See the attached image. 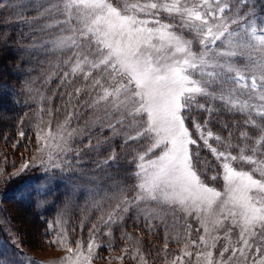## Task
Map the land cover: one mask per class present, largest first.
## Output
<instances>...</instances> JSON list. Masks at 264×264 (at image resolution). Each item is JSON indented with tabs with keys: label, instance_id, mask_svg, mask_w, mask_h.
I'll return each mask as SVG.
<instances>
[{
	"label": "snow or ice",
	"instance_id": "obj_1",
	"mask_svg": "<svg viewBox=\"0 0 264 264\" xmlns=\"http://www.w3.org/2000/svg\"><path fill=\"white\" fill-rule=\"evenodd\" d=\"M18 7L33 13L16 17L30 26L33 47L56 61L61 89L56 95L64 104L58 110L63 122L55 128L51 121L46 127L42 119L36 122L34 154L13 173L32 167L43 173L39 188L16 193L19 200L41 197L35 200L41 207L54 186L71 185L64 194L68 201L56 219L45 221L41 237L42 246L68 253L56 264H92L99 258L94 250L101 246L99 225H92L85 241L74 238L76 229L66 219L77 191L91 200L109 229L130 210L149 222L169 213L197 221L195 231L203 233L187 240L178 254H166L172 257L168 264H193L194 256L196 264H264V28L258 34L251 19L255 5L250 0H0L5 11ZM86 109L101 111L134 150L131 166L113 177L114 185L102 195L73 183L80 179L76 170L86 145L95 150L91 139L77 143L90 132L87 125L78 126ZM40 113L54 115L51 107L41 106ZM225 113L231 120L214 131ZM204 149L215 163L204 160L201 168ZM109 151L105 163H118L115 149ZM7 195L5 187L0 200ZM187 230L191 235V223ZM221 232L230 246L217 258L211 249ZM23 243L17 238L16 248ZM25 256L0 244V264H21ZM132 258L149 264L139 249Z\"/></svg>",
	"mask_w": 264,
	"mask_h": 264
},
{
	"label": "rangeland",
	"instance_id": "obj_2",
	"mask_svg": "<svg viewBox=\"0 0 264 264\" xmlns=\"http://www.w3.org/2000/svg\"><path fill=\"white\" fill-rule=\"evenodd\" d=\"M7 2L8 0H5V3ZM15 2L19 3V0H15ZM250 2L255 5V15L251 19L258 29V34H260L259 30L264 28V0H250ZM11 13L12 11L0 9V15L3 17V19L0 17V21L2 20L1 22L7 21L10 23L12 19H15L12 18L13 13ZM14 13L17 17L21 15L31 16L33 14L31 10L24 11L19 7ZM17 20L23 22L21 19ZM12 22H15V20ZM24 25L26 27L24 31L27 30V39L29 35H31L32 38L33 32L30 26L25 23ZM8 26H10V24H8ZM8 29L7 35L10 34L13 27ZM34 39L35 41H39L40 37L36 36ZM33 42L32 39L26 42L24 44V51H21L19 54V56H21L20 58H26L24 67H21L23 72L20 69L11 72L10 64L9 68L7 66V71H9L7 73L10 75L12 74L13 77H19L21 80L23 90L20 89L18 95L20 98V92H25L27 99L24 104L31 110V115H27L25 119L22 118V116L19 117L21 127L17 128L19 129L18 131L16 130L17 137L15 141L6 144L4 139L3 141L0 140V191L4 190L7 186L10 187V185L5 186L4 181L12 176L14 172H17L20 166L34 154L36 122L42 119V126L46 127L48 122L51 121L53 128L56 127L57 121L63 122V115L58 110L63 108L64 104L61 98L56 95L58 91H61V89H59V78L55 74L57 71L55 67L56 61L53 57H46L44 53L40 52L39 46L34 48ZM5 50L6 49L3 50L1 64L11 61V56L15 54H11L8 48L6 51ZM39 64L40 67H35V65L39 66ZM31 79L33 83L36 82L35 85L30 82ZM7 82L8 81L5 79L3 83L0 84V130L3 128L4 122L8 120L9 114H7V110L8 108L10 109V103H13L16 97L14 87ZM16 103L17 100H15L14 104ZM41 106H43L45 110L51 107L54 115L52 113H40ZM219 119L221 125L214 129V131H220L222 124L231 120V114L225 113L221 115ZM231 122L234 123L235 121ZM213 123H215V121H213ZM85 125L90 128V132L85 137L78 139L77 143H83L84 140L91 139L95 145V150L86 145L87 154L79 161V166L76 170V175L79 176L80 179L75 180L73 183L77 185L87 184L88 187L93 188L94 191L102 195L114 185L115 181L112 178L122 176L124 174L122 170L131 166L129 163L131 160L129 153L131 152L134 154V150L124 143V136L121 135L122 129L118 128L116 132L112 131L101 111L93 112L91 109H86L85 115L78 126L83 128ZM21 131L24 133L26 132L24 137L19 135ZM192 131L195 133L194 128H192ZM223 134L226 135L227 130H224ZM14 145H16V147H14ZM109 149H115L116 154L120 158L118 163L112 162L111 165L105 163V160L110 155ZM201 156V168L205 167L203 163L204 160H206L209 165L215 163V157H213L207 149L202 150ZM25 174V184L35 176L38 179L39 186L44 183L42 180L43 173L36 167L25 170ZM211 174L212 172H207L209 177ZM220 184L222 185V181H220ZM18 186L19 185H15L13 189L10 191L8 190V195L3 197L6 200L3 201L4 199L2 198L0 201V211L2 212L0 222L3 223V228H7L5 230L9 234L8 239L7 237L3 240L0 239V244H6L10 252L16 251L26 254L25 257L20 258L21 264H24L26 260H34L39 262V264H56V262L67 256L68 253L65 249L60 247L53 248L42 246L41 237L44 235L45 230L41 227L40 221L38 222L36 220L37 216L36 212H34L35 202H33L32 205L31 203L26 204L22 202V200H19L16 193L28 190L24 186V188ZM70 188L71 185H66V182H63L58 185L53 195L47 196V206L51 205V213H49L48 222H52L57 218L59 211L69 199L68 196L64 195L62 202L57 205V195L67 193ZM40 198L41 197H36V199ZM53 203H55V207L52 206ZM40 207L41 206H38V208ZM182 215L183 214H178L180 217H182ZM100 217L101 213L96 211L95 207L92 206L91 200L81 198L79 191H77V195L72 201V207L69 209V216L66 217V219H68L69 223L76 229L74 238H82L85 241L88 239V231L92 225H99L100 232L97 233L96 239L101 246L99 249L94 248L99 258L94 259L92 264H137V260L132 258V256L136 254L137 249L149 259V264H168V261H170L172 257L166 254H178L187 240L198 239L199 235L203 233V229H200L199 233L195 231V229L199 227V224L192 217H188L187 221H185L184 219H174L170 213L164 215L162 220L155 219L149 222L144 219V215L138 214L137 210H130L128 213L123 214L122 219H118L116 223L112 224L110 229L104 224V221L101 220ZM106 218L105 215V219ZM187 223H191L192 225L191 235H189L187 230ZM150 225L157 227L150 230ZM140 227L141 230H139ZM37 231L39 232L37 233ZM158 232L160 234L156 235V239H153V235ZM219 235L221 238L217 241L216 248L211 249L214 257L217 258L223 246H230L229 238L235 240L238 237V230L231 233L229 238H225L222 232L219 233ZM166 236L169 243L167 249L164 248ZM17 238L24 242L23 247L19 249L16 248ZM38 241L41 242L38 243ZM158 249L160 250L159 252L157 251ZM125 250H127V254ZM192 250L195 253V249L193 248ZM225 255L227 256L228 254L226 253ZM120 257L124 258L119 259ZM193 264H196L195 256L193 257Z\"/></svg>",
	"mask_w": 264,
	"mask_h": 264
},
{
	"label": "trees",
	"instance_id": "obj_3",
	"mask_svg": "<svg viewBox=\"0 0 264 264\" xmlns=\"http://www.w3.org/2000/svg\"><path fill=\"white\" fill-rule=\"evenodd\" d=\"M12 13H13L12 18H15V19H12L10 21V23H8L6 21L1 22L2 20L0 21V84L3 83V81L6 79L8 81L7 83L14 87V90L16 91V97L13 101L15 102V100H17V103H18V104L17 103L14 104V102L10 103V109L8 108V110H7V114H9L8 120H6L4 122L3 128H1V130H0V140L3 141V139H4L6 144H10L12 141H15V138L17 137L16 130L18 131L19 129H17V128L21 127V121H20L19 117L22 116V118L25 119V117L27 115L28 116L31 115V112H30L31 110H29V107H27L24 104V103H26V99H27L25 96V92H22V91L20 92V98L18 95V91L20 89L23 90V88L21 86L20 78L19 77H13L12 74L10 75L7 73V72H9V71H7L9 68V64H10V71L11 72L19 70V69L21 70V67L22 68L24 67V63L26 62V58H20L21 56H19V54L21 53V51H24V46H25L24 44L26 42H29L32 39L31 35H29L28 36L29 38L27 39V37H26V31L27 30L24 31V29H26L24 23L20 22L19 20L16 19L17 16H15L14 11H12ZM0 17H1V15H0ZM1 18L3 19V17H1ZM13 20H15V22H12ZM8 24H10V26H8ZM10 27H13V29L10 31V34L7 35V33H8L7 31L9 30L8 28H10ZM23 32H25V33H23ZM7 48H8V50L11 51L10 52L11 54L12 53L13 54L15 53V54H14V56L13 55L11 56L12 57L11 61H9V62L7 61V62H4L1 64V62H2L1 57L3 55V50L4 49L7 50ZM7 66H8V68H7ZM35 67H40V64H39V66L35 65ZM30 82L33 83L32 79ZM33 84L35 85L36 82H34ZM111 164H112V162L110 163V165ZM25 180H26L25 170L22 172H19V174H17V175H12V176L8 177L7 181H8V185H10V187L7 186L8 190L10 191L11 189H13V187L15 185L16 186L19 185L18 187H20V188L24 186V187H26V189L29 192L40 187L38 179L36 176L34 178L30 179V181H28V183H26V184L24 183ZM57 187L58 186H56V188ZM57 196L59 197V200L56 199L57 205H58L62 202L64 193L63 194L61 193ZM5 200L6 199H4L3 201H5ZM35 200H36V198L26 199V200H22V202H24L26 204L31 203L33 205V202H35ZM6 202H4V203H6ZM34 207H35L34 212H36V216H37L36 220L38 222L40 221L41 227H43V229L45 230V227H46L45 226V220L47 221L49 219V213H51V205L45 206L43 208H38V206L35 204ZM1 214H2V212L0 211V217H2ZM142 228H143V226H142ZM5 229H7V228H5V227L3 228V223L0 222V239H2V240L5 237H7V239L9 238L8 237L9 234L6 232ZM139 230H141V227ZM38 232L39 231H37V233ZM159 234H160L159 232L154 234L153 239H156L157 238L156 235H159Z\"/></svg>",
	"mask_w": 264,
	"mask_h": 264
},
{
	"label": "bare ground",
	"instance_id": "obj_4",
	"mask_svg": "<svg viewBox=\"0 0 264 264\" xmlns=\"http://www.w3.org/2000/svg\"><path fill=\"white\" fill-rule=\"evenodd\" d=\"M40 178V177H39ZM41 208V207H40Z\"/></svg>",
	"mask_w": 264,
	"mask_h": 264
}]
</instances>
